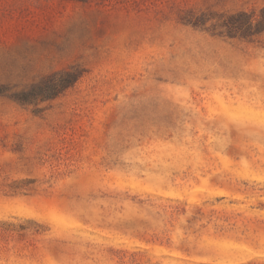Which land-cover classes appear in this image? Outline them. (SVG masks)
<instances>
[{"label": "rangeland", "instance_id": "374dc122", "mask_svg": "<svg viewBox=\"0 0 264 264\" xmlns=\"http://www.w3.org/2000/svg\"><path fill=\"white\" fill-rule=\"evenodd\" d=\"M0 264H264V0H0Z\"/></svg>", "mask_w": 264, "mask_h": 264}, {"label": "trees", "instance_id": "16d2710c", "mask_svg": "<svg viewBox=\"0 0 264 264\" xmlns=\"http://www.w3.org/2000/svg\"><path fill=\"white\" fill-rule=\"evenodd\" d=\"M117 253H121L122 256H128L129 258L133 259V261H135V257L138 254V252H128V250H119Z\"/></svg>", "mask_w": 264, "mask_h": 264}]
</instances>
